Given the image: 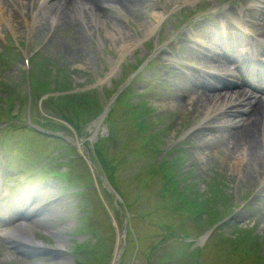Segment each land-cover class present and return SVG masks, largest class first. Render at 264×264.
<instances>
[{
  "label": "rangeland",
  "instance_id": "obj_1",
  "mask_svg": "<svg viewBox=\"0 0 264 264\" xmlns=\"http://www.w3.org/2000/svg\"><path fill=\"white\" fill-rule=\"evenodd\" d=\"M144 26H139V33L140 36L143 35L142 37H146L145 39H147V41L144 44L148 45L147 42L150 40V35H145L147 34L148 25H146L145 29ZM41 28L42 27L38 26L34 29L35 34L33 35L37 40L43 36L44 30L42 31ZM129 36L130 33L128 32L127 35H124L125 41L121 39V42H117L112 46L110 45L111 49L112 47L114 50L117 49L119 55L117 59L112 60L109 70L101 71L99 69L96 71L93 69L94 64L89 55L85 57L78 56L74 59L71 58V60H79L80 62L87 63L85 64V69L81 70L82 73H76L78 75L71 74L68 65L65 66L67 67L65 68L66 70L63 72L60 71L61 73L59 69H48L36 74H31V81L38 89L34 90L32 93L30 86H27L23 77H21L18 72L16 73V70L7 71L5 74L7 78L0 82V91L1 88H7V85L11 88L13 86L16 87L12 92L23 99L20 103V111L25 113L26 117L31 113L32 116L36 117L35 122L38 125L59 129L65 136H68L71 142L77 145V150H75L76 159L71 161L72 167L74 168L72 174L76 179H80L82 184H92L93 189L90 187V190L92 189L91 197H93V199L92 201L82 202L80 198L76 199L68 196V199L65 198V200L58 202L57 206L55 205L54 209L57 211V216L53 218V221L45 223L46 226L44 228L47 229V227H52L56 224L61 226L60 224H62L64 229L69 232L75 229L74 227L78 225L77 222H85L88 218L93 217L95 220L93 221L94 227L99 229L101 237L104 239L101 243L94 244L91 252L85 254L87 257L89 255L93 259L92 264H111L115 258V252L118 253V251L122 249L121 243L124 242L126 238L124 230L128 217L127 211L129 210H136L135 212H138L139 215L149 216V222L148 226H144L143 228V225L137 221L138 217L132 220V228H136L135 233L139 237L140 249L136 251V237L132 234L131 241L129 242L130 247L128 248L130 250L127 254L125 252L122 258L120 257L121 264H164L169 262V259H164L168 256L167 254L170 253V250L173 251L171 248L168 249L169 246L172 245L176 248V246L180 244L179 242H170L168 245L162 246V243L158 240L166 236L167 238H177L179 236L172 233L170 234V230H167L164 234L158 230L159 226L160 229L163 228V222L170 215V207L173 205H193L192 202L198 199V195L201 194L199 190L203 189L198 181H194L193 177L198 178L202 175L201 167L209 171L220 170L219 167H226L225 169L227 170L223 172L224 178L228 182H231L230 185L234 182L233 175L235 171L230 169L233 159L230 158V156L229 158H224L222 156L221 153L225 150L223 148L224 146L222 148L218 147V145L217 147H197V144H203L204 140L201 138L198 140L197 135L192 136V134L189 133L186 135L187 139L191 140V143L185 142V144L180 145L181 147L187 146L188 148V146H191L189 144L193 142V147L189 148L191 152H182L183 157L186 155L184 160L187 161L179 162L177 160H172L177 163L175 164L169 160L171 169L177 168L180 172V178L185 180L184 182L181 180L179 182V185L181 183L183 185L181 186L183 192L179 189L174 190L169 186L173 180L175 181L177 177L179 178L172 170L167 168L164 169L166 172V180H168L169 184L162 178L164 173L161 171L160 167L165 162L162 161L161 158L164 156L166 149L162 151L163 154L161 156H156L153 161L148 160V158L147 160L146 158H141L139 160L137 158L136 161L138 164H134V160H127L131 159L133 154H125L122 156L123 154L120 152L119 148L124 145L123 139L122 141L120 139L116 141L118 135H113L108 132L106 117L111 107L109 101L113 94V89L120 84L119 81L115 82V77L120 76L121 73V68L118 70L117 66H119L121 58L123 61L125 59L124 56L133 49L131 48L124 56H121V53L124 52L121 45L124 43H135L133 38L130 39ZM1 40H3V38H1ZM1 43L2 41H0V44ZM59 54H61V56H56L49 50L48 55L56 59L61 58V60L66 63L65 54L62 52H59ZM123 63L125 62L123 61ZM184 112L182 113L184 114ZM176 114L179 115L181 113H176L175 110H172L169 115L167 114L166 120L169 121V125L178 126L179 120H176L177 118L175 119L174 117ZM172 132L173 131H171V134ZM166 133L163 138H161L162 145L160 148L163 146L164 148H167V146L170 148L173 143L170 139L171 137L167 136ZM115 136L116 139L114 138ZM251 167L253 168L254 165ZM251 167L246 173V188L253 183L249 176ZM188 169H190L191 172H189ZM113 171L116 175H114ZM255 181L258 180L256 179ZM184 194H189L188 199ZM172 195L173 199H169ZM220 203L221 201L218 202V205ZM84 209L88 211L85 212L86 214H84ZM243 215L244 218H247L244 219L242 215L234 218L239 219L237 221L239 223H236V220L233 219L231 224H221V226H217V228L222 227L229 236H227L224 242L218 240L217 237H212L214 239H211V245L209 244L207 251H201L200 261L202 264H227L228 262L230 264H258L256 263L257 261L251 258L249 253L245 252L243 247L238 245L234 240L242 231L246 232L249 231V228H252L254 230L253 235L256 242V249L258 253H264V205L261 204L260 210L255 212L251 211V213H245ZM179 220L182 222L180 216ZM183 222L188 223L187 220ZM208 223L211 225L210 222ZM233 224H239L237 230L240 233H233L231 232L232 230L230 231L232 228L231 225L233 226ZM189 225H192V229L201 230L197 228V224L193 222L188 224L186 228H188ZM210 225L203 226L204 228L202 231L207 230V228L209 229ZM253 225L254 228L252 227ZM229 231L231 234H228ZM128 233L130 232L128 231ZM205 235L206 232L201 236ZM127 236H129V234ZM198 239L199 237L196 241L200 243ZM82 240L90 241L93 239L87 236V238L82 237L80 241ZM232 245L237 248V251H234V253L230 250V254L229 246ZM196 246L195 244L192 247ZM222 248L224 252H228V256H224L225 253L218 252V250ZM163 250L165 251L163 252ZM184 251L185 250H179L177 253L179 258H176V260H179L176 263H171L194 264L196 254ZM173 252H175V250ZM134 253L136 257L133 260L132 256ZM192 255H194V257ZM62 258L68 260L67 257ZM181 260L184 262H180ZM13 261L18 264H28V262L17 260V258ZM68 261L69 263L70 261L72 262L71 259ZM35 264L52 263H48L47 261V263L37 262ZM56 264H58V262Z\"/></svg>",
  "mask_w": 264,
  "mask_h": 264
},
{
  "label": "bare ground",
  "instance_id": "obj_2",
  "mask_svg": "<svg viewBox=\"0 0 264 264\" xmlns=\"http://www.w3.org/2000/svg\"><path fill=\"white\" fill-rule=\"evenodd\" d=\"M75 2H76V0L75 1L74 0H63L62 4H63V6L66 4L67 6L69 5L68 7H71V6H73L75 4ZM68 7H67V9H68ZM91 10H93V9H91ZM154 15L156 17H159V16L162 15V13L160 11H156ZM147 25H148L147 26V35H149L150 33L152 34L156 30V27H154V25L152 23H150V22ZM113 35H114L113 38L119 39V41L121 42L120 36H117V34H115V33H113ZM135 44L136 43H133V42H131L129 44H126V43L122 44L121 47L123 48L124 52L121 53V56L122 55L124 56L125 53L128 52L131 48H134ZM241 92L242 93L240 94L241 95L240 97H242L244 99V101H245V96L252 97V95L248 91H246V89L242 90ZM204 99L206 100L205 103L207 104L208 103V99L205 98V97H204ZM253 100H254L253 98H249L247 100V103H248V106H249V108L247 110V113L250 112V111H253V114H250L248 116V121H246V123H245V127H247V129H246V131H244V134H242L244 136H245V134L249 135V138L247 139L246 143L249 141V143H251L252 145H254V143L257 141V136H258L257 132H256L257 131L256 127H254V123L252 121H257L258 120L260 122L261 126L264 127V107H262V110L257 111L255 106L254 105L252 106V104L255 102ZM182 102L183 101H181V103ZM97 124H98V122H97ZM235 137L239 138V139L238 138L236 139L238 141H240V139H242V138L239 137L238 134ZM251 148H253V147H251ZM254 152H256L255 147H254V151H252L251 154H254ZM114 257H115V259L113 261V264H115V261H117V258H118L116 256H114ZM57 262H58V264H69V261L66 260L65 258H62V259H58L57 258Z\"/></svg>",
  "mask_w": 264,
  "mask_h": 264
}]
</instances>
